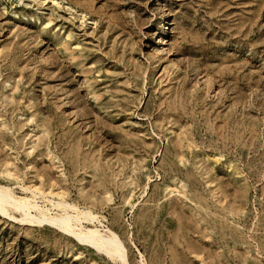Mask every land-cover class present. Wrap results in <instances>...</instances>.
Here are the masks:
<instances>
[{"label": "rangeland", "instance_id": "rangeland-1", "mask_svg": "<svg viewBox=\"0 0 264 264\" xmlns=\"http://www.w3.org/2000/svg\"><path fill=\"white\" fill-rule=\"evenodd\" d=\"M0 185L129 264H264V0H0ZM8 209L0 264H125Z\"/></svg>", "mask_w": 264, "mask_h": 264}, {"label": "bare ground", "instance_id": "bare-ground-1", "mask_svg": "<svg viewBox=\"0 0 264 264\" xmlns=\"http://www.w3.org/2000/svg\"><path fill=\"white\" fill-rule=\"evenodd\" d=\"M61 206L63 212H53V209ZM8 207L22 212L21 220L25 223L53 226L81 243L93 246L106 256L129 264L127 249L118 233L110 228H101L103 223L91 211L80 210L73 204L60 202L54 204L53 208H44L36 199L28 196L18 198L9 187L0 185V213L9 215ZM69 209L73 210V213Z\"/></svg>", "mask_w": 264, "mask_h": 264}]
</instances>
